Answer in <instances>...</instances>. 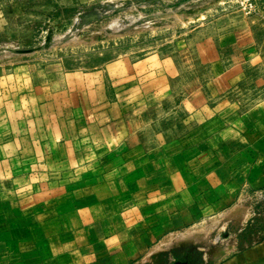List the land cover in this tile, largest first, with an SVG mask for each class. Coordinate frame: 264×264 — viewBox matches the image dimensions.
Instances as JSON below:
<instances>
[{
  "label": "rangeland",
  "instance_id": "1",
  "mask_svg": "<svg viewBox=\"0 0 264 264\" xmlns=\"http://www.w3.org/2000/svg\"><path fill=\"white\" fill-rule=\"evenodd\" d=\"M76 83L82 106L95 91L98 107L124 106L134 137L179 149L187 106L230 121L264 99V0H0V147L37 153L40 140L24 135L55 125L48 111L63 101L72 107ZM11 151L1 147L0 155ZM39 167L0 162L2 222L20 206L1 190L41 181L2 176ZM237 204V215L227 212L208 240L176 243L172 259L165 251L146 264H199L208 255L213 264L224 238L226 249L236 235L262 239L264 190ZM9 230L2 225V237Z\"/></svg>",
  "mask_w": 264,
  "mask_h": 264
},
{
  "label": "crops",
  "instance_id": "2",
  "mask_svg": "<svg viewBox=\"0 0 264 264\" xmlns=\"http://www.w3.org/2000/svg\"><path fill=\"white\" fill-rule=\"evenodd\" d=\"M77 87L72 107L63 101L56 113L48 111L55 125L24 135L40 140L37 153L1 146L15 151L0 162L40 164L2 177L41 181L1 190L20 207L0 218V264H146L165 251L172 259L176 243L208 240L227 212L237 215L240 196L264 190V99L230 121L214 109L187 106L180 148L171 151L170 142L134 137L121 103L98 107L93 91L82 106ZM202 222L209 223L194 227ZM2 225L10 228L5 237ZM227 240L213 264H264V237L236 235L226 249Z\"/></svg>",
  "mask_w": 264,
  "mask_h": 264
},
{
  "label": "bare ground",
  "instance_id": "3",
  "mask_svg": "<svg viewBox=\"0 0 264 264\" xmlns=\"http://www.w3.org/2000/svg\"><path fill=\"white\" fill-rule=\"evenodd\" d=\"M196 232H198L199 233V230H197ZM190 233V235L192 234L191 232H189ZM193 233H194V231H193ZM187 235H188V233H187Z\"/></svg>",
  "mask_w": 264,
  "mask_h": 264
}]
</instances>
